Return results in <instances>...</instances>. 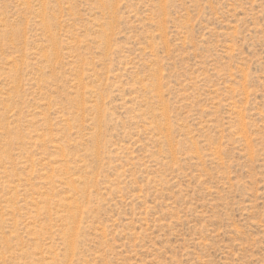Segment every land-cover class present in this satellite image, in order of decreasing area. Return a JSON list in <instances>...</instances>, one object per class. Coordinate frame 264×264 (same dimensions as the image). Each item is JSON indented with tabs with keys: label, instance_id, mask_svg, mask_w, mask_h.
I'll return each mask as SVG.
<instances>
[{
	"label": "rangeland",
	"instance_id": "374dc122",
	"mask_svg": "<svg viewBox=\"0 0 264 264\" xmlns=\"http://www.w3.org/2000/svg\"><path fill=\"white\" fill-rule=\"evenodd\" d=\"M0 264H264V0H0Z\"/></svg>",
	"mask_w": 264,
	"mask_h": 264
}]
</instances>
